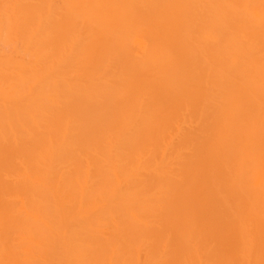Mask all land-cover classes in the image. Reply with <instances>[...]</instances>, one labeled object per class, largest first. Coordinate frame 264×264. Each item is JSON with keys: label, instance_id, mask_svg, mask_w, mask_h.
I'll return each instance as SVG.
<instances>
[{"label": "bare ground", "instance_id": "1", "mask_svg": "<svg viewBox=\"0 0 264 264\" xmlns=\"http://www.w3.org/2000/svg\"><path fill=\"white\" fill-rule=\"evenodd\" d=\"M0 264H264V0H0Z\"/></svg>", "mask_w": 264, "mask_h": 264}]
</instances>
